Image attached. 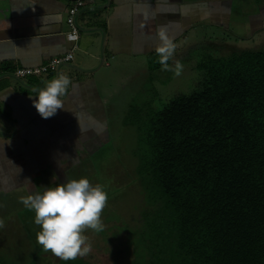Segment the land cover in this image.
Segmentation results:
<instances>
[{
  "label": "crops",
  "instance_id": "obj_1",
  "mask_svg": "<svg viewBox=\"0 0 264 264\" xmlns=\"http://www.w3.org/2000/svg\"><path fill=\"white\" fill-rule=\"evenodd\" d=\"M75 1L0 0V264H96V253L104 256L110 240L97 241L101 237L95 232L85 233L92 244L85 257L62 261L43 251L36 242L34 212L21 197L42 191L41 186L89 179L95 162L105 160L113 132L138 112L125 89L163 72L150 68L158 58L160 25L167 26L177 45L169 61L174 66L185 54L215 45L211 35L193 41L190 35L204 26L228 29L240 15L241 0H81L73 47L65 40V21ZM145 12L153 19L141 29ZM69 51L73 60L56 72L25 79L14 75L16 69L44 65ZM61 73L71 79L62 97L65 108L41 118L33 106L35 89Z\"/></svg>",
  "mask_w": 264,
  "mask_h": 264
},
{
  "label": "trees",
  "instance_id": "obj_2",
  "mask_svg": "<svg viewBox=\"0 0 264 264\" xmlns=\"http://www.w3.org/2000/svg\"><path fill=\"white\" fill-rule=\"evenodd\" d=\"M197 69L195 90L139 136L144 207L121 264H264V44L207 55Z\"/></svg>",
  "mask_w": 264,
  "mask_h": 264
},
{
  "label": "rangeland",
  "instance_id": "obj_3",
  "mask_svg": "<svg viewBox=\"0 0 264 264\" xmlns=\"http://www.w3.org/2000/svg\"><path fill=\"white\" fill-rule=\"evenodd\" d=\"M240 15L230 21L228 29L221 31L204 26L196 34L190 35V40L216 38L215 45L201 46L200 50L184 55L180 61L183 64L181 75L172 71L154 72L149 81L139 80L125 89L127 99H132L131 105L138 112L129 114L123 120L124 125L113 132V142L105 152V160L95 162L89 181L104 186L108 201L102 214L104 230L101 239L110 248L103 250L104 256L96 253L99 261L96 264H121L118 257H132L134 237L131 231L134 223L131 221L143 207V196L136 186V175L133 162L137 165V155L140 148L139 136L146 132L149 119L159 111L169 100L177 95H187L193 92L201 79L198 63L207 55L219 56L230 50H247L264 44V0H241ZM261 11V12H260ZM263 13V17L262 14ZM262 28H260V26ZM211 35V36H210ZM222 39H225L223 42ZM87 234L94 233L91 230ZM87 235L89 239L91 236ZM109 239V240H108ZM119 255H118V254Z\"/></svg>",
  "mask_w": 264,
  "mask_h": 264
},
{
  "label": "clouds",
  "instance_id": "obj_4",
  "mask_svg": "<svg viewBox=\"0 0 264 264\" xmlns=\"http://www.w3.org/2000/svg\"><path fill=\"white\" fill-rule=\"evenodd\" d=\"M151 19L153 17L145 12L139 27L146 28ZM156 35L160 44L154 50L161 70L181 75L183 64L180 60H175L174 66L169 64L177 45L169 36L167 26L160 25ZM70 84V77L61 73L35 89L33 106L41 118H51L58 109L65 108L62 97L67 95ZM40 188L42 191H34L20 199L28 210L34 212V223L39 226L37 244L62 261H74L89 255L92 244L85 233L104 230L101 217L108 201L104 186L99 183L93 185L89 179L81 177ZM3 227L4 220L0 219V228Z\"/></svg>",
  "mask_w": 264,
  "mask_h": 264
},
{
  "label": "built area",
  "instance_id": "obj_5",
  "mask_svg": "<svg viewBox=\"0 0 264 264\" xmlns=\"http://www.w3.org/2000/svg\"><path fill=\"white\" fill-rule=\"evenodd\" d=\"M83 3L81 0H76L71 7L67 10V18L65 21L67 31L65 33V40L73 47L78 40V27L76 25L75 18L79 13ZM73 60L72 51L67 52L65 55L50 59L46 64L34 67L16 69L14 75L18 79H25L33 76H42L51 72H56L58 68L71 62Z\"/></svg>",
  "mask_w": 264,
  "mask_h": 264
}]
</instances>
